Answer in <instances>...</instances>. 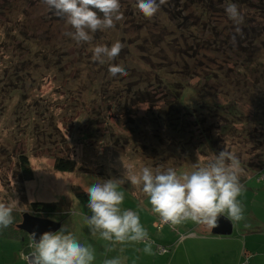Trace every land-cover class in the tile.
Instances as JSON below:
<instances>
[{"label": "rangeland", "instance_id": "374dc122", "mask_svg": "<svg viewBox=\"0 0 264 264\" xmlns=\"http://www.w3.org/2000/svg\"><path fill=\"white\" fill-rule=\"evenodd\" d=\"M24 2L30 4L26 8L31 12L27 15L29 19L44 17V21H47L40 24V31L30 33L38 34L39 37L47 34L50 43L61 47L54 53L49 50L48 56L55 55L57 66L54 68L56 70H49L47 61L42 58L44 52L39 58H33L34 61L25 58L31 57L33 53L27 55V52L33 48L24 45V41L17 40L0 46V202L10 204L22 214L34 213L32 202L55 203L57 212L65 213L61 226L74 231L81 243L91 244L96 253L94 264H103L104 259L109 257L108 242L91 237L84 223V217L92 215L87 207L89 200L85 203L80 199L76 195V187L86 190L94 183L122 179L124 182L118 189L125 196L122 209L127 207L140 216H151L148 198L127 180L124 165L133 163L137 167L144 165L155 169L145 160L139 140L143 139L145 133L153 134L152 115L158 112L147 111L148 105L141 104L137 115L134 110H130L134 117L131 120L128 115L118 119L108 118L112 113H118L120 108L119 111H107L117 103L116 100L112 103L111 99L115 95L114 89L124 91L122 87L125 84L133 83L141 89H151L158 100H163L161 107L169 108L172 115L180 120L170 141L171 151L180 145L183 138L185 150L182 153L185 157L170 152L169 160L161 167L190 170L194 164L206 162L223 150L235 152L238 156L247 173L246 177L241 178L246 190L238 197L246 217L239 222L245 236L240 244L238 240H223L220 246L222 253H238L242 247L244 254L241 255L240 264H264V181L257 178L263 173L264 167V18H256L253 7L236 4L244 15L245 23L239 25L242 30L240 39L251 40L247 43L248 50L242 54L238 48L236 55L229 50L231 56L226 52L221 54L206 50L193 66L190 61L193 70L189 74L182 70V74L177 72L172 77L185 84L178 99L172 93L165 94L157 81L156 65L165 55L170 56L167 58L174 64L166 70L171 71L175 66L183 67V62L175 64L176 60L171 58L173 51L170 42L176 38V43H179L184 38L181 34L175 37L176 33L170 32L172 23L165 11V17L161 11L151 19L142 15L143 20L136 18L132 24L128 22L126 27L123 21H127V17L123 16L120 28L116 26L97 31L92 34L90 43L77 44L66 35L74 29L66 24L65 18L53 14L47 19L45 15L50 10L43 2L37 6L33 4L35 0ZM134 4L136 0H125L126 6L132 7ZM185 4L183 1L180 7H184V10L187 8L193 15L201 12V8H189L190 3L187 6ZM225 5L227 7L229 3ZM134 11L140 13L137 7ZM231 22L229 17L224 18L222 26L226 24V27H233ZM159 23L167 26L165 31L161 30ZM254 29L262 34L257 37ZM145 37L153 38L152 41L149 38L150 43L147 45L151 46L147 50H150L148 54L153 56L154 62L140 60L139 47L133 46L126 59H119L120 65L128 72L127 76L112 77L105 66L97 69L91 65L90 69L91 66L87 64L96 45L111 47L117 41L124 44L131 40L143 45ZM228 37L232 42L233 36ZM188 39L192 41V38ZM58 59H62L61 64L57 62ZM162 61L161 64H164ZM195 64L197 67H194ZM26 70L33 73L24 77L26 82L23 83L22 77L19 78L15 72L26 76L23 74L27 73ZM214 70L220 73L219 79V75L213 73ZM207 73L212 76L211 79L206 78ZM167 77L170 78V75ZM216 91L222 94L217 95ZM228 92L231 94L227 96ZM230 99L235 100V110L232 111L226 107ZM207 134L218 141L215 144L206 142ZM117 139L118 144L115 143ZM23 156L27 157L26 166L19 159ZM60 157L72 159L73 168H57L56 161ZM178 163L183 164L178 167ZM245 224L249 227H245ZM153 241L156 244L158 242ZM20 247V240L0 236V264H28L22 255L24 252L17 258ZM206 261L205 257L197 258L193 264H206Z\"/></svg>", "mask_w": 264, "mask_h": 264}, {"label": "clouds", "instance_id": "9594fccd", "mask_svg": "<svg viewBox=\"0 0 264 264\" xmlns=\"http://www.w3.org/2000/svg\"><path fill=\"white\" fill-rule=\"evenodd\" d=\"M165 3L166 0H136V7L144 17L151 19ZM43 4L65 18L66 24L74 29L66 35L77 44L90 43L92 34L115 28L116 22L123 19L120 0H43ZM226 13L237 26L232 37L235 45L236 36L242 35L239 25L244 23V15L234 3L227 6ZM123 47L119 41L111 47L96 45L92 49V60L100 64L115 61ZM108 71L112 77L128 75L120 64L109 63ZM124 166L127 180L148 198L151 212L173 230L188 222L212 230L219 227L221 216L233 224L246 219L238 197L246 190L241 178L247 173L235 152L223 150L206 162L194 164L190 170L153 169L133 163ZM123 182L122 179H109L85 190L92 215L85 216L84 223L91 237L108 242L107 251L116 244L132 243L143 244V251L151 254L154 241L142 225L139 214L121 207L125 196L118 189ZM13 212V206L0 202V233L14 224ZM29 249V264H94L96 260L92 245L81 243L77 234L65 226L57 232H44L38 242L33 233ZM103 264H122V261L119 257L106 258Z\"/></svg>", "mask_w": 264, "mask_h": 264}, {"label": "trees", "instance_id": "16d2710c", "mask_svg": "<svg viewBox=\"0 0 264 264\" xmlns=\"http://www.w3.org/2000/svg\"><path fill=\"white\" fill-rule=\"evenodd\" d=\"M24 1L25 0H0V31H1L0 38H3V39H0V46L6 43H13L17 40L24 41V45L28 44L29 47L33 48L32 50H28L27 52V55L29 54V52L33 53L31 57L29 56L25 58L31 61H34L33 58H39V56H41V54L44 52L45 54H43L42 58L47 61L49 70H56L54 69V68H57L54 62L55 55L52 54V56L49 57L48 52L49 50L52 53H54L55 50L59 51L61 45L55 46V44H53L52 42L50 43L49 39L47 38V34L45 33H44L45 35H42V37L37 36L38 34L37 35L34 34L35 32L40 31L39 29L40 24L45 23V22L47 23V21H44V17L42 19L41 18L29 19L27 15H30L31 12L27 11V9L30 7V4L29 3L26 4ZM183 1L184 3H186L185 6H187L188 3H190L188 5L189 8H193L194 6L197 8L198 7L201 8V12L199 13V15L197 14L193 15V12H190L187 8H186L187 10L186 11L184 10V7H180V4ZM39 2H43V0H35V3L33 4L37 6ZM226 3H229V4L234 3L239 6L244 5L246 8L253 7L255 9V12L253 14H257L256 18L260 16L264 18V0H166V3L161 6L160 11L162 12L163 16L165 17L164 11L167 14H169V19L171 20L169 22L172 23L170 32H175L176 33L175 37L178 34H181L182 37L184 38V40H181L179 43H176V40H175L176 38L174 37L175 38L173 39L174 41L170 42V44L172 45V51H173V55L171 58L176 60L175 64H179L178 63L179 61L183 62V67L179 68L175 66L171 69V71L166 70L167 68H171L174 65L172 62H170V59L167 58V57H170L168 55H165L162 58L163 61L161 60L164 64H161V61L159 60V63L156 65L157 81L161 85V89L165 92V94L172 93L178 99L181 97V94L179 93L181 89L185 87V84L182 80L179 81L178 79H175L172 77L176 75L177 72L178 74L180 72L182 74V70L183 71L186 70L187 72L185 73L189 74L191 72L190 70H193L191 66L189 65V62L191 61V65L193 66V64L197 61V59L198 58L200 59V57L206 50L215 51L221 54L222 52L223 53L226 52L229 56H231V54H229V50L232 51L233 52L232 54L234 55L237 54L236 52L238 51L236 50L238 48L242 50L241 52L242 54L248 50L249 45H247V43L248 41H251L248 38L242 40L240 39V35H237L236 36L237 43L235 45L230 41L228 36L230 35L233 36L235 34V28L237 27L233 23V21L231 22L233 24V27H226V24H223L222 26L223 19L228 17V15L226 14V8H227L225 5ZM120 4H121V12L123 13V16L127 17L126 18L127 21L125 20L123 21L124 27H126L127 24L129 23L132 24L134 22V19L136 18L139 20L144 19L142 14L135 13L134 10L136 8V4H134L131 7V6H128L129 4L127 3L128 5L126 6L125 0H120ZM53 14H55V11L50 10V13L46 14L45 18L48 19L49 15L53 16ZM119 23L120 21L116 22V26L120 28ZM146 24L150 25L151 23L147 22ZM159 24H160V27H162L161 30L165 31V27L167 26H164V24H161V23ZM45 27H48V26L46 25ZM243 28H246V27L244 26ZM161 30H158V31H161ZM253 31L256 32L257 37L262 34L261 31H257L256 29H254ZM30 32H34V33H30ZM32 34L34 35L31 38ZM149 38L150 37L144 38L143 43H142L143 45L138 44L137 40H136V43H134V40H131L130 42L129 41L125 42L123 44L124 47L121 51V54L115 60V64H120L119 63L120 58L124 57L126 59L128 54H130V50H132L133 46L139 47V51L142 53V54L140 53V60H148V61L154 62L152 58L153 56L151 54H148L150 50L149 51L147 50L151 46L147 44H149L150 41L153 40V38H150V41H149ZM188 38H192V41L189 42ZM154 40L156 42V38H154ZM221 42H222V45L220 44ZM224 46L228 48L224 49ZM29 47L28 49H30ZM34 48H36V50H34ZM22 55L24 56V53ZM165 58H167V62L165 61ZM60 60L58 59L57 62L61 64ZM128 62L129 60L127 61V63ZM22 63H24V61H22ZM112 63H114V61H112ZM87 64L89 66L93 65V68H97V69L98 68L100 69L101 67H104V66L107 69L109 67V62H106V65L100 64L99 62H93L92 57L87 59ZM196 64L194 65V67H197ZM230 65L231 64L229 63V66ZM90 69H92V66L90 67ZM26 72L27 73L25 72L23 73L26 76L20 75L18 72H15L17 76H20L19 78L22 77L23 83L26 82V79L24 77L30 76L33 73V71L31 70H26ZM105 72L107 71L105 70ZM213 73L219 75L217 76L218 79L220 78L221 75L220 73H218V71L214 70ZM223 74H225V72L222 73V78L224 77ZM169 75H170V78L167 77ZM206 78L211 79L212 76L208 75L207 73ZM11 85L13 86V83H11ZM108 88H109V82H108ZM122 89H124V91H120L119 89L118 90L114 89L115 92L113 93L115 95L112 96L111 99H112V103L114 102L113 100H116L117 103H115L113 106H110L109 109H107L108 112L109 111L112 112L114 111V109L118 110L120 108L119 109L120 111L118 110L119 111L118 113L116 112L112 113V115H109L108 118L118 119L121 116L128 115L129 119L134 120V117H132L131 115L132 113H130V110H134L135 111L134 114L137 115L139 113L138 107L141 104L148 105L147 111L156 110V112L158 113H156L155 115H152L154 119L151 120L154 123V127H152V132L154 135L152 133H151L152 135L145 133L143 137L144 140L140 139L139 141L141 142V145H142L143 156L145 160L148 161V164L150 166H153L154 168L160 167L161 169H167L166 167H161V166L169 160L168 156L170 152H172L171 151L172 146H171L170 141H172L174 131L176 130L178 126V122L180 120L177 119V117H175L174 115H172V112L169 108L163 109L161 107L164 104L163 100L161 101L158 100V98L156 97V94L152 93L151 89H148V87L141 89V87H136L133 83L132 84L130 83V84H125L122 87ZM220 94H222V92L220 93L218 91L217 95H220ZM230 94L231 93L228 92L226 95L228 96ZM234 101L235 100H231V99L230 101H228V104L226 105L228 111L235 110V107L233 105ZM141 118L142 117H139V119ZM131 122H134V121H131ZM196 122L198 121L196 120ZM136 126H138L137 128L140 127L139 124H137ZM225 126L227 127L228 125H225ZM114 138H117V137H114ZM155 140H157L156 143L154 142ZM118 141L119 140L117 139V142L115 143L118 144ZM182 141L184 142L183 138L180 140L181 142L180 145L175 147L172 154H175V155L180 154L181 157H185V155H183L182 153L185 150L184 147L182 146L183 145ZM211 141L213 144H215L218 140L214 139L213 137H211V135L207 134L206 142H211ZM19 159L26 166V162H28L27 157L23 156ZM179 164L180 163H178V167L182 166L183 163L180 165ZM73 166H74V161L72 159H66L65 157H60L56 161V167L59 169H72ZM261 172H264V167ZM76 188H77L76 195L83 201H88L89 196L87 192L81 187L77 186ZM31 204H32L33 212H34L33 214L35 215H39L42 217H51L56 220H62L63 217L65 216L64 213L57 212L58 209L55 203L35 201V202H32ZM13 215L15 217L14 224L10 226L8 229L4 230L2 233H0V236L5 237V238L19 239L21 242L22 252L26 253L30 251L29 243H30L31 237L29 236L28 233H26L25 231L17 227V224L20 221H22V215H23L22 212L19 210H14Z\"/></svg>", "mask_w": 264, "mask_h": 264}, {"label": "crops", "instance_id": "0c3cea01", "mask_svg": "<svg viewBox=\"0 0 264 264\" xmlns=\"http://www.w3.org/2000/svg\"><path fill=\"white\" fill-rule=\"evenodd\" d=\"M124 209L129 208L125 207ZM150 213L149 218L143 215L139 216L150 238L156 242L158 241L157 244H153L152 253H145L143 244H116L111 251H108L107 256L109 257L107 259L119 257L122 264H193L197 258L205 257L207 258L206 264H240L241 255L244 254L242 247H240L238 253L237 251L222 253V247L220 246L223 240H238L239 244L241 243L245 235L242 233L239 223L233 224L232 234L217 235L212 233V230L191 222L180 226L176 230H173L167 224L158 228V216L151 211ZM62 220L59 221L62 223ZM158 246H165L169 251L161 253L158 251ZM18 252L17 258L21 257L22 247ZM133 255H136V257Z\"/></svg>", "mask_w": 264, "mask_h": 264}, {"label": "water", "instance_id": "95a60500", "mask_svg": "<svg viewBox=\"0 0 264 264\" xmlns=\"http://www.w3.org/2000/svg\"><path fill=\"white\" fill-rule=\"evenodd\" d=\"M61 224V221L56 219L35 215L32 212H24L22 221L17 224V227L28 233L30 237L35 233V240L38 242L44 232H57ZM233 228V223L221 216L219 218V227L212 229V233L217 235H230L233 233Z\"/></svg>", "mask_w": 264, "mask_h": 264}, {"label": "built area", "instance_id": "2783aa9c", "mask_svg": "<svg viewBox=\"0 0 264 264\" xmlns=\"http://www.w3.org/2000/svg\"><path fill=\"white\" fill-rule=\"evenodd\" d=\"M257 178L259 179V180H263L264 181V172L263 173H261V174H259L258 176H257ZM163 225H165V224H162L161 222H160V220H159V217H158V223H157V226H158V228H161ZM168 225V224H167ZM158 251L159 252H161V253H163V252H167V251H169V249L167 248V247H165V246H158ZM30 251H28V252H24L23 253V255L26 257V259H27V262H28V264H29V260H28V258H27V254L29 253Z\"/></svg>", "mask_w": 264, "mask_h": 264}]
</instances>
